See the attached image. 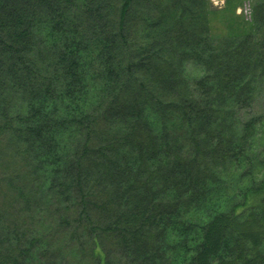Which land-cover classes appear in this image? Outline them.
I'll use <instances>...</instances> for the list:
<instances>
[{"label": "trees", "instance_id": "1", "mask_svg": "<svg viewBox=\"0 0 264 264\" xmlns=\"http://www.w3.org/2000/svg\"><path fill=\"white\" fill-rule=\"evenodd\" d=\"M210 1L0 0V264H264V0Z\"/></svg>", "mask_w": 264, "mask_h": 264}, {"label": "rangeland", "instance_id": "2", "mask_svg": "<svg viewBox=\"0 0 264 264\" xmlns=\"http://www.w3.org/2000/svg\"><path fill=\"white\" fill-rule=\"evenodd\" d=\"M211 1H213V2L215 1L216 2L217 0H211ZM215 4H217V5H215L216 8H217L216 10L224 9V7L226 5V0H219ZM253 5H254L253 0H243V1L240 2V5H238L235 8L236 10H235L234 13L237 16H239L240 18L241 17L244 18L245 21L251 22L252 21V18H253V13H252V11H253ZM222 16L223 15H219L218 17H215V18L213 17V19H212V26H214L213 27V33L216 34V35H218V34L223 33V32L226 31V29H225V26L226 25L224 24V21L222 19ZM263 103H264V101L261 100V104H260V107L259 108L262 109ZM256 171L258 172L259 170L257 169ZM71 253L75 257L76 252L73 253V252L70 251L69 253H66V256H67L66 258L67 259L71 256ZM64 261L65 260L63 259L62 262L64 263Z\"/></svg>", "mask_w": 264, "mask_h": 264}, {"label": "water", "instance_id": "3", "mask_svg": "<svg viewBox=\"0 0 264 264\" xmlns=\"http://www.w3.org/2000/svg\"><path fill=\"white\" fill-rule=\"evenodd\" d=\"M210 4H211V9L212 10H216L217 9L216 6H215V3L213 1H211Z\"/></svg>", "mask_w": 264, "mask_h": 264}, {"label": "built area", "instance_id": "4", "mask_svg": "<svg viewBox=\"0 0 264 264\" xmlns=\"http://www.w3.org/2000/svg\"><path fill=\"white\" fill-rule=\"evenodd\" d=\"M219 0L216 1V3L218 2Z\"/></svg>", "mask_w": 264, "mask_h": 264}]
</instances>
